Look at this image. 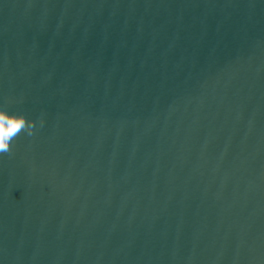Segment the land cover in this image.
Wrapping results in <instances>:
<instances>
[{"label":"water","instance_id":"obj_1","mask_svg":"<svg viewBox=\"0 0 264 264\" xmlns=\"http://www.w3.org/2000/svg\"><path fill=\"white\" fill-rule=\"evenodd\" d=\"M0 106V264H264V0H0Z\"/></svg>","mask_w":264,"mask_h":264},{"label":"clouds","instance_id":"obj_2","mask_svg":"<svg viewBox=\"0 0 264 264\" xmlns=\"http://www.w3.org/2000/svg\"><path fill=\"white\" fill-rule=\"evenodd\" d=\"M44 118L40 117L43 126ZM35 120H30L23 112L10 111L6 106H0V153H10L13 142L22 133L32 136L35 131Z\"/></svg>","mask_w":264,"mask_h":264}]
</instances>
